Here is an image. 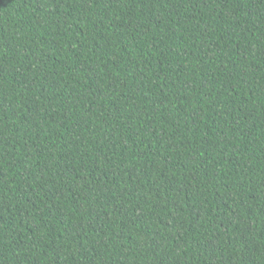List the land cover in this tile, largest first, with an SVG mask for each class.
I'll list each match as a JSON object with an SVG mask.
<instances>
[{
    "label": "trees",
    "instance_id": "16d2710c",
    "mask_svg": "<svg viewBox=\"0 0 264 264\" xmlns=\"http://www.w3.org/2000/svg\"><path fill=\"white\" fill-rule=\"evenodd\" d=\"M0 264H264V0H0Z\"/></svg>",
    "mask_w": 264,
    "mask_h": 264
}]
</instances>
